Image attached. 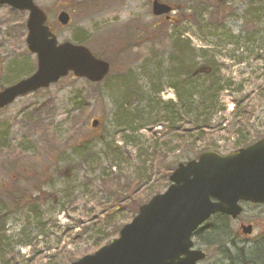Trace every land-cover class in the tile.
Returning <instances> with one entry per match:
<instances>
[{
  "label": "rangeland",
  "instance_id": "obj_1",
  "mask_svg": "<svg viewBox=\"0 0 264 264\" xmlns=\"http://www.w3.org/2000/svg\"><path fill=\"white\" fill-rule=\"evenodd\" d=\"M35 1L48 14V24L58 42L83 43L108 61L112 72L99 84L70 74L46 89L18 98L0 111V211L6 214L5 237L11 246L0 257V264H69L93 254L118 238L122 227L137 214L135 203L130 204L132 199L144 204L154 196L153 191L162 193L167 189L170 181L164 178V170L177 155L170 153L160 164V171L146 162L147 158L139 159L136 153L142 146H134L133 140L143 142L142 136L151 135L156 128L133 131L134 124L121 119L119 114L116 117L114 105L123 90L119 76L124 70L133 66L135 74H142L150 51L156 58L164 55L166 59L171 54L168 34L174 38L180 35L192 48L206 49L207 59L215 60L221 73L233 79L230 90L224 92L226 119L221 129L210 133L208 142L217 145L224 155L234 151L239 128L264 137V74L262 63L256 60V56L264 54L259 48L261 38L247 32L244 34H251L239 45H233L226 41L222 29L203 30L207 22L217 20L215 5L222 0H160L177 7L171 21L153 15V0ZM244 6L240 2V15L231 22L234 34L243 33L248 26ZM61 11L71 15L68 25L62 26L58 21ZM27 17L26 12L0 7V90L20 78H16L22 74L17 72L20 64L25 65L24 72L30 68L28 75L37 68L36 56L26 44ZM158 96L163 101L176 99L170 86L164 87ZM234 98L241 102V117L231 115ZM79 105L86 113L76 112L72 116ZM75 118L78 122L73 128ZM104 118L106 131L102 126H92L94 119ZM104 134L109 136V142L114 140L119 146L126 143L117 161L111 158L117 172H110L112 163L105 156L99 161L91 158L85 167H79L80 145L89 140L93 143L88 147L89 153L98 152L104 148V142L97 139ZM258 139L252 138L246 145ZM143 168H152L151 173L147 172L151 177H140ZM131 179L132 190L138 192L135 197L120 190ZM36 196L41 197L38 203L33 202ZM128 197L132 199L127 200ZM5 198L8 202H4ZM30 202L32 207L28 206ZM242 206L239 220L226 216L222 222L214 215L198 230L193 238L195 247L207 253L199 264H231V257L235 259L233 264H244L238 259L241 250L249 260L261 253L264 205L244 202ZM32 208L39 218L30 213ZM240 222L257 223L250 237L238 233ZM220 232L225 233L221 243L214 242V234Z\"/></svg>",
  "mask_w": 264,
  "mask_h": 264
},
{
  "label": "water",
  "instance_id": "obj_2",
  "mask_svg": "<svg viewBox=\"0 0 264 264\" xmlns=\"http://www.w3.org/2000/svg\"><path fill=\"white\" fill-rule=\"evenodd\" d=\"M2 5L28 12L26 42L37 55L38 67L31 76L0 91V110L70 72L94 83L109 74L110 63L88 47L69 41L59 44L47 25L46 12L34 0H0ZM173 10L166 2H152L155 16L170 18ZM58 20L67 25L69 13L61 11ZM98 125L95 119L92 126ZM170 182L163 193L139 207L118 238L69 264H198L206 254L194 247L192 238L201 225L216 213L236 219L243 211L241 202L264 204V138L229 154L205 151L181 162ZM242 228L246 235L252 233V225Z\"/></svg>",
  "mask_w": 264,
  "mask_h": 264
},
{
  "label": "trees",
  "instance_id": "obj_3",
  "mask_svg": "<svg viewBox=\"0 0 264 264\" xmlns=\"http://www.w3.org/2000/svg\"><path fill=\"white\" fill-rule=\"evenodd\" d=\"M240 2L241 4L242 2L245 4L243 7L245 14L243 15L248 26H245L244 23L246 30L243 33L234 34L231 28V22L235 17L240 15ZM215 6L217 7L215 18L217 20L207 22L204 25V31L207 28L214 30L222 29V35L226 37V41H229L233 45H239L246 36L253 33L254 36L261 38L259 48L264 52V0H222L217 2ZM196 15L199 20V14ZM199 24L201 25V22ZM247 32L251 33L244 34ZM167 40L169 41L168 46L172 49V52L168 57L166 56V59L164 55L156 58L155 54L150 51L146 58L147 61H144V66H142V74H135L133 66L128 67L120 74L119 82L123 90L119 92L118 97L120 99L118 98L117 102H115L114 109L117 111L116 117L119 114L121 119L134 124L132 127L133 131L145 129L146 127L156 128L151 135L146 134L142 136L143 142L133 140V145H141L142 147H139L140 149L138 148V152L136 153L138 158H147L146 162L149 161L155 168H159V171L160 164L168 159L170 153L177 155L173 158L174 160L170 164L171 166L167 170H164V178L168 177L169 179L171 170L173 171L179 162L195 158L204 151H218V146L214 145L213 142L210 144L208 140L210 133L219 128L221 129L223 120L226 119L225 113L227 112V105L223 101L224 92L230 90L233 79L221 73L220 66L215 60L207 59L208 53L206 49L202 47L192 48L190 42L181 39L180 35L174 38L168 34ZM256 60L262 63L260 68L264 74V54L262 56H256ZM19 67L17 72H21L22 74L17 75L16 78L20 77L22 79L23 76L31 72L30 68L28 72H24L22 68H25V65L23 64H20ZM202 68L206 70L201 71ZM20 78L16 80L18 81ZM89 83L93 84L91 82ZM166 86L174 89L176 94L175 100L163 101L158 96ZM152 95L155 97L152 98ZM263 96L261 95V98ZM233 100L235 102V108L231 112V115L234 117L243 116L244 111L241 108V102H238L235 98ZM262 101L264 102V98ZM82 109L84 108L81 105L77 106L71 112L72 116L76 112L78 114H85V110ZM245 119L249 120L250 118L246 115ZM77 122V118H75V122L74 120L72 121L73 128ZM106 123L107 119H100L98 127L102 126L104 131H106ZM239 129L237 130L238 139L235 141L236 146L234 150L247 146L246 144L252 138H261L256 133L253 135L248 131L243 132L241 128ZM108 138L109 136L107 134L99 136L97 140L104 142V148L92 154L89 153L90 149L88 147L93 143L89 140L83 142L78 148L81 151L79 167H85V164L91 158L92 160L99 161L102 156H105L112 163L109 167L110 172H117V170H113V167L118 168L113 163V159L117 161V158L121 154L120 151L126 146V143L124 142L125 146H119L114 140L109 142ZM2 145L8 147L4 143ZM142 148L143 150H141ZM112 156L113 159H111ZM152 171V168H143L140 177L142 176L144 178L146 174L149 178L151 176L147 172L151 173ZM107 175L110 176L111 173ZM117 183L118 185L120 184L119 178H117ZM126 183L120 187V190L131 193L135 197L138 192L137 190H132L131 187L134 179L128 180ZM155 193L157 191H153L151 195ZM6 194L9 196L10 192ZM6 194H3V196ZM51 196L52 194L49 195V197ZM122 198L124 197H120V199ZM126 199L129 200L132 198L128 197ZM134 199L131 200L130 204L132 202L133 204L135 203L134 209L137 213L142 203ZM40 200L41 197L36 196L33 202L38 203ZM4 202H8V199L5 198ZM33 202H30L28 206L32 207L34 205ZM30 213L34 214L33 217L39 218L34 208L30 210ZM5 215L4 212L0 211V257L7 248L11 247L5 237ZM219 216L226 217L224 215ZM223 221L224 219L222 218ZM114 227L115 229H119V227L116 228L117 225ZM221 228L223 231L225 230L223 227ZM214 235V242L220 241L221 243L225 233L220 232ZM23 243L25 242L21 244Z\"/></svg>",
  "mask_w": 264,
  "mask_h": 264
},
{
  "label": "bare ground",
  "instance_id": "obj_4",
  "mask_svg": "<svg viewBox=\"0 0 264 264\" xmlns=\"http://www.w3.org/2000/svg\"><path fill=\"white\" fill-rule=\"evenodd\" d=\"M260 252L262 253H257L252 255V260H249L245 253L241 250V255L238 259L241 260V263H247V264H264V247L261 248ZM235 261L234 258L231 257V264Z\"/></svg>",
  "mask_w": 264,
  "mask_h": 264
},
{
  "label": "flooded vegetation",
  "instance_id": "obj_5",
  "mask_svg": "<svg viewBox=\"0 0 264 264\" xmlns=\"http://www.w3.org/2000/svg\"><path fill=\"white\" fill-rule=\"evenodd\" d=\"M220 218H222V217H220ZM239 218H240V217H238L237 220H239ZM243 225H252V227H253L252 231L257 227V223H256V222H255V223H253V222H251V223L240 222V226H239V229H238V233H239L241 236H244V237H246V238H248V236L245 235V233H244V230H243V228H242ZM204 252H205V251H204ZM205 253H206V252H205ZM206 255H207V253H206Z\"/></svg>",
  "mask_w": 264,
  "mask_h": 264
}]
</instances>
